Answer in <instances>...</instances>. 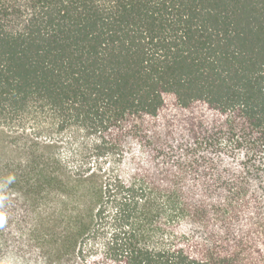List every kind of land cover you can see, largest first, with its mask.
I'll return each mask as SVG.
<instances>
[{"label": "trees", "instance_id": "trees-1", "mask_svg": "<svg viewBox=\"0 0 264 264\" xmlns=\"http://www.w3.org/2000/svg\"><path fill=\"white\" fill-rule=\"evenodd\" d=\"M9 254L264 264V0H0Z\"/></svg>", "mask_w": 264, "mask_h": 264}, {"label": "rangeland", "instance_id": "rangeland-1", "mask_svg": "<svg viewBox=\"0 0 264 264\" xmlns=\"http://www.w3.org/2000/svg\"><path fill=\"white\" fill-rule=\"evenodd\" d=\"M11 237L16 239L17 234H15V232L11 231ZM13 246H14V242L11 244V248H13ZM0 264H31V263H28V262L26 263V260L23 261L20 258H17L15 256L9 254L6 257L0 258Z\"/></svg>", "mask_w": 264, "mask_h": 264}]
</instances>
